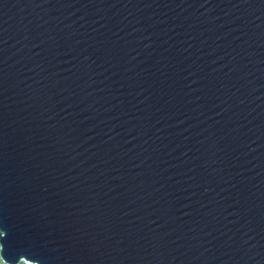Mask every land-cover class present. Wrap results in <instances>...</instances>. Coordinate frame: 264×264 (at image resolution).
<instances>
[{
	"label": "water",
	"instance_id": "1",
	"mask_svg": "<svg viewBox=\"0 0 264 264\" xmlns=\"http://www.w3.org/2000/svg\"><path fill=\"white\" fill-rule=\"evenodd\" d=\"M4 264H264V0H0Z\"/></svg>",
	"mask_w": 264,
	"mask_h": 264
},
{
	"label": "snow or ice",
	"instance_id": "2",
	"mask_svg": "<svg viewBox=\"0 0 264 264\" xmlns=\"http://www.w3.org/2000/svg\"><path fill=\"white\" fill-rule=\"evenodd\" d=\"M5 236L6 234L0 230V250H2L6 244V240L4 239ZM0 264H4L3 257H0Z\"/></svg>",
	"mask_w": 264,
	"mask_h": 264
}]
</instances>
